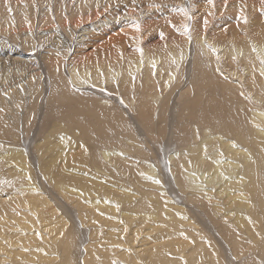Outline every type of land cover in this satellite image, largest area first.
I'll use <instances>...</instances> for the list:
<instances>
[{"label": "bare ground", "instance_id": "bare-ground-1", "mask_svg": "<svg viewBox=\"0 0 264 264\" xmlns=\"http://www.w3.org/2000/svg\"><path fill=\"white\" fill-rule=\"evenodd\" d=\"M3 1L0 157L27 183L1 206L22 224L29 220L14 205L34 209L40 218L29 216L62 253L20 247L33 231L3 228L0 251L16 246L23 264H264V0H176L142 11L133 4L147 0ZM118 3L132 7L119 13ZM204 98L214 123H189ZM228 114L234 121L222 120ZM116 127L130 143L116 140ZM132 184L151 191L156 213L126 218L114 245L91 236L82 248V207L115 223Z\"/></svg>", "mask_w": 264, "mask_h": 264}, {"label": "rangeland", "instance_id": "rangeland-1", "mask_svg": "<svg viewBox=\"0 0 264 264\" xmlns=\"http://www.w3.org/2000/svg\"><path fill=\"white\" fill-rule=\"evenodd\" d=\"M175 1L176 0H157L156 2L155 1H145V2H143V4L141 3V4H139V2H137V3H135V4H133L134 6L133 7H137L138 8V10L140 11H142V9L143 10H145L146 8V6L147 5H152L151 3H156V4H159V5H156V6H161L162 4H166V5H168V4H175ZM2 3L4 4V5H6L7 6V4L5 3V1H3L2 0ZM125 3V2H124ZM124 3H118L117 5H116V9L119 11V13H124L125 11H127L128 9H131V5H132V3H130L129 5H125ZM120 5V6H119ZM124 5V6H123ZM126 6V7H125ZM142 6V7H141ZM115 7V6H114ZM114 7L112 8V10H115L114 9ZM120 7V8H119ZM122 10V11H121ZM116 11V10H115ZM227 11V10H226ZM148 12H149V14H151V12L148 10ZM220 12H219V10L217 9L215 12H214V15H215V18H214V20H217V18H218V16H216V15H218ZM227 13V12H226ZM225 14V13H224ZM249 18H250V16H249ZM166 28L168 29V25H166ZM166 28H164V31H167V29ZM263 30H264V26H263ZM258 31V32H257ZM256 32V33H255ZM262 33L261 32V29L259 28V29H256V30H254V32H252L253 34H251L252 35V38L254 39L257 35L256 34H258V33ZM168 33V31L166 32V34ZM171 33H173V32H171ZM169 34V33H168ZM167 34V35H168ZM253 35H255V36H253ZM173 36H175V39H177V36L174 34ZM152 37V40L154 39V38H156V35L154 36V34H153V36H151ZM154 37V38H153ZM166 39H171V40H173L174 38L172 37H170V36H167L166 37ZM256 39H259V38H256ZM171 40H168V42H170ZM130 48V45H128L127 46V48ZM0 58H3L1 55H0ZM195 82L197 83V86H199V87H201V88H203V92H204V94L206 95V96H209V94H211V93H213V91H212V88L211 87H209V85L206 83V82H201V77L200 76H197L196 77V80H195ZM206 86H207V88H206ZM216 95L218 96V101H222L223 100V97L222 96H220L217 92H216ZM30 96H34V94H32L31 93V95ZM63 108V110H65V111H68V106H62ZM196 108H197V112L195 113V116H194V118L193 119H191L190 121H189V123H191V124H207V125H212V123H214V122H212L210 119H209V117H215V112H214V109H213V105H212V102H211V100H209L208 98H204V99H200V100H198L197 101V104H196ZM63 119H66L65 117H63ZM222 120H224L225 122H227V123H230V122H232V121H234V118H233V115H226V116H223L222 117ZM0 121H5L6 122V116H4V114L2 115V120H0ZM186 124V121L185 120H183V125H185ZM107 127H110V126H107ZM119 128V127H118ZM117 127L116 128H114L115 129V131L118 129ZM95 129H97V128H94V131H93V134L95 135H98V133L100 134V132L98 131V129L95 131ZM119 130V133H120V135L119 136H117V134H119V133H116V140L117 141H119L118 139H117V137L120 139L121 137L120 136H122V138H124L125 136H127V135H125V130H124V128H122V130H120V128L118 129ZM124 130V131H123ZM1 131H3V129L2 128H0V135L2 136V134H1ZM122 131H123V134H122ZM225 130H223L222 132H224ZM117 132V131H116ZM7 133H4V135H6ZM122 134V135H121ZM126 134H128V133H126ZM128 137V138H127ZM127 137H125V144H127V143H130V141L128 142V140H130L131 138H130V136H129V134H128V136ZM128 140H127V139ZM130 138V139H129ZM127 140V141H126ZM80 141H82V139H80ZM2 142V141H1ZM0 142V154L2 153V151L4 152L5 151V145H4V142H2L1 143ZM127 142V143H126ZM2 144V145H1ZM4 147V149H3V147ZM121 147H123V146H120V148ZM129 154H133L132 152H129ZM12 168H11V165H10V163H6V161L3 159V158H1L0 157V218L2 217V215H3V218H2V221H1V219H0V232H1V230H2V228H3V230L2 231H5V230H10L11 229V231H9L8 230V234L10 233H12V231H13V233L14 234H17V233H22L23 235H28V234H31L32 233V231H33V233L31 234L33 237H32V239H29L28 240V244H26V245H24V243L23 242H20V243H18V246H20V247H28V248H44V250H48L49 251V253L50 254H57V258L59 259V257L61 256V250H59V248H62L61 247V244H60V242H59V240H57L56 239V237H55V234H52V233H50V232H48V231H46L45 230V228L43 227V226H41V225H37L36 226V224H35V222H36V220H38L40 217H38L39 215L34 211V209H30V211L29 210H27V208H18L16 205H14V208H12L13 209V211H15V210H17V211H20V213H18V214H20V217H22V218H24V221H26L27 219L29 220H27L29 223H30V225H29V223L27 222V224L24 222L23 224L20 222V221H18L17 219H15L14 218V215H13V213L12 212H10L8 209H7V206H6V208H4V207H2L1 206V201H3V200H6V197H9V196H12L16 191H18L19 189H21L22 188V186L24 187V185L27 183L25 180L23 181L21 178H23V177H21L20 176V179L22 180V181H20V179H18V177L15 175V173H13L12 172ZM114 173V172H113ZM106 176H109V179H110V183H112V182H114V181H112V179L113 180H119V178L118 177H116L115 178V176H113L114 174H109V173H107V174H105ZM121 175V174H120ZM16 176V177H15ZM17 178V179H16ZM15 179H16V181H15ZM20 181V182H19ZM24 182V183H23ZM26 182V183H25ZM23 184V185H22ZM131 192H133V194L131 195V197L130 198H127V199H121V198H118L117 199V201H119L120 202V207H119V209H118V211L114 214L115 215V217L113 218L114 220H115V223L114 222H112V223H110L109 225H107L106 223H104V224H102L101 222L102 221H99V219L98 218H96L95 217V214H94V212H92L93 210H91V206H85V207H82V215L84 216V218L87 220L88 219V221H87V223H86V225H87V228H88V232H86L87 233V236H88V240H87V242H85L83 245H82V248H85L86 247V245H87V243H89L90 241V239H91V236L92 237H95V239L93 240V241H95V240H98L97 238L98 237H100V241H98L99 243H102V247L103 248H106L108 245H114V242L112 241V234H115L116 232V230L119 228V225H122L123 223H124V221L126 220V218H128V221L129 220H131L132 218H134V217H139V216H141L142 215V212L144 211V210H146V211H148V213L149 212H153V213H156V211H157V209H158V205H157V203H156V201L154 200V196L153 195H151L150 194V190H147V191H145V190H143V189H141V188H138V187H136L134 184H132L131 185ZM78 190L80 191V192H82V191H85V192H87V194H89V195H87L86 196V198H88V199H90V198H92V197H97V195H98V193H95V191H97V189H92V188H87V187H83V186H78ZM51 191H55L54 189L52 190L51 189ZM14 192V193H13ZM12 194V195H11ZM106 195V193H102L101 192V194H100V197H103V196H105ZM3 198V199H2ZM10 198V197H9ZM9 198H7V199H9ZM91 200V199H90ZM70 204L72 205V206H74V207H77V201H70ZM5 209V210H3V209ZM18 208V209H17ZM20 209V210H19ZM22 209V210H21ZM26 209V210H25ZM3 210V211H2ZM8 211V212H7ZM17 211H16V213H17ZM28 211V212H27ZM34 211V213L33 214H36V216L38 217V219L36 218L35 220H33L32 219V217L31 216H29V215H31L30 214V212H33ZM7 212V213H6ZM12 213V214H10V213ZM27 212V213H26ZM8 214V215H7ZM23 216H22V215ZM77 214H78V216H79V211H77ZM9 217H7V216ZM12 215V216H11ZM26 216H28V217H26ZM26 217V218H25ZM31 217V218H30ZM46 217L47 218H49L50 217V213H47L46 214ZM6 218V219H5ZM10 218H13V219H10ZM3 220H6V221H3ZM15 220V221H14ZM16 220H17V222H16ZM13 221V222H12ZM34 221V222H33ZM34 225H33V224ZM97 223H99L100 225H102V226H98L97 225ZM7 226H6V225ZM14 224V225H13ZM16 224V225H15ZM18 224V225H17ZM22 226H21V225ZM25 224V225H24ZM13 227H16V228H12L11 226ZM24 225V226H23ZM31 226V227H33V228H29V226ZM33 225V226H32ZM6 226V227H5ZM9 226H10V228H9ZM20 226V227H19ZM5 227V228H4ZM24 228V230H26V232L23 230V228ZM7 228V229H6ZM18 228V229H17ZM21 228V229H20ZM26 228H28V229H26ZM5 229V230H4ZM15 229H17L16 231H15ZM19 231H21V232H19ZM17 232V233H16ZM26 234H25V233ZM31 232V233H30ZM12 233V234H13ZM163 232H159L158 234H162ZM0 236H2V237H0V239L2 238V239H4V235L2 234V233H0ZM18 237V236H17ZM36 237H37V240H36ZM14 238V237H13ZM35 239V240H34ZM5 241H6V239H4ZM7 242L8 243H10L8 240H7ZM23 243V244H22ZM10 245V244H9ZM20 247H18V248H20ZM8 248V250L7 251H0V264H10V262L9 261H12L11 262V264H23V263H20L21 261H18L19 260V258H18V256H16L15 255V257H14V254L12 253V251H13V249H11V248H17L16 246H14V245H10V246H8L7 247ZM112 248V247H111ZM10 250V254L9 253H7L8 251ZM2 253H4V255H2ZM1 255H2V257H1ZM7 255V256H6ZM4 256V257H3ZM6 256V257H5ZM10 256V258H12V259H8L7 257H9ZM12 256V257H11ZM50 256H54V255H50ZM51 257V258H52ZM1 258H3V259H1ZM5 258V259H4ZM14 258V259H13ZM17 258H18V260H17ZM56 258V259H57ZM58 259H57V261H58ZM8 260V261H7ZM17 261V262H16ZM9 262V263H8ZM16 262V263H15ZM48 262V261H47ZM46 262V264H49V263H47ZM51 263V262H50Z\"/></svg>", "mask_w": 264, "mask_h": 264}, {"label": "snow or ice", "instance_id": "snow-or-ice-1", "mask_svg": "<svg viewBox=\"0 0 264 264\" xmlns=\"http://www.w3.org/2000/svg\"><path fill=\"white\" fill-rule=\"evenodd\" d=\"M9 10H11V9H9ZM181 11H184L185 12V14H187V10L186 9H181ZM136 27H137V29L139 30V24L137 23V25H136ZM187 27V26H186ZM161 36L163 37V33H161ZM139 51H140V53H141V55H143V49L142 48H140V49H138ZM214 51H215V49H213ZM153 67H155V65H153ZM262 74H264V73H262Z\"/></svg>", "mask_w": 264, "mask_h": 264}]
</instances>
